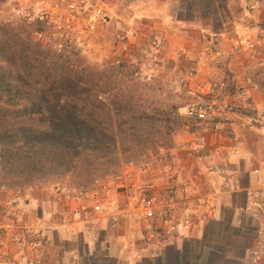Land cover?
<instances>
[{
    "label": "crops",
    "instance_id": "crops-1",
    "mask_svg": "<svg viewBox=\"0 0 264 264\" xmlns=\"http://www.w3.org/2000/svg\"><path fill=\"white\" fill-rule=\"evenodd\" d=\"M16 2L5 0L3 6ZM206 2L221 18L223 11L224 35L232 18L240 20H234L240 32L249 29L243 21L264 22V0ZM197 11L190 26L203 18ZM173 29L174 35L190 33ZM242 99L243 115L257 113L258 124L237 132L222 124L203 135L194 133L187 145L179 140L190 153L176 156L167 174L144 172L143 180L159 190L174 188L177 213L191 215L175 237L148 242L140 225L123 215L125 199L112 191L104 214L95 213L88 201L41 191L42 196L31 193L25 204L12 203L7 213L14 212V218L2 214L0 264H256L264 257V93L250 88ZM139 176L124 177L126 187H140ZM203 198L213 200L215 219L195 208Z\"/></svg>",
    "mask_w": 264,
    "mask_h": 264
},
{
    "label": "rangeland",
    "instance_id": "rangeland-1",
    "mask_svg": "<svg viewBox=\"0 0 264 264\" xmlns=\"http://www.w3.org/2000/svg\"><path fill=\"white\" fill-rule=\"evenodd\" d=\"M99 1L105 8V19L88 41L79 38L80 27L76 24L66 27V17L61 10L53 12L55 20L63 24L61 28L54 23L28 21L20 8L22 0L7 7L3 6L5 0H0V10L3 11L0 21L27 25L34 41L33 32L36 30L51 36L53 41H62L64 49L61 52L54 45L43 46L63 55L72 67L94 69L100 77L115 80L118 88L132 98L140 113L149 111L151 115L155 109L167 111L170 105H175L185 122L173 132L170 143L157 142L154 146L135 147L131 153H118L121 164L111 171H106L104 166L97 165L92 169L80 163L68 174L23 187L3 184L0 178V219L2 214H8L7 210L12 209V203L25 204L31 193L42 196L41 191H50L52 198L54 194L58 199L63 196L73 198L79 193L91 194L101 185L109 192L119 194V199L124 198V208L130 190L124 177L134 172L140 175V187H148L150 184L143 180L146 178L143 171L167 174L176 156L190 153L179 146V140L187 145L192 134L206 133L185 115V108L193 101L189 93L191 89L203 90L217 85L242 113V97L248 89L264 93L263 21H243L249 29L240 32L234 21L240 20L232 18L228 33L224 35L220 32V22L225 18L223 11L221 18L218 16L220 12L208 2L200 3V11L195 3L188 4L183 0ZM36 2L48 5L49 11L64 4L63 0ZM197 8L203 18L190 26L188 22L196 20ZM176 20L184 22L173 24ZM171 24L177 32L188 30L189 35L172 34L175 29ZM105 98L106 95L102 94L101 99ZM165 134L164 125L150 129V136L157 138ZM169 177L172 181L171 175ZM8 216L14 218L15 214L10 212ZM256 264H264V257Z\"/></svg>",
    "mask_w": 264,
    "mask_h": 264
},
{
    "label": "trees",
    "instance_id": "trees-1",
    "mask_svg": "<svg viewBox=\"0 0 264 264\" xmlns=\"http://www.w3.org/2000/svg\"><path fill=\"white\" fill-rule=\"evenodd\" d=\"M188 1L200 8L205 0ZM28 28L0 21L3 184L31 186L68 174L80 163L111 171L121 164L120 152L172 142L185 122L177 106L140 113L115 80L72 67L63 55L32 40ZM158 125H164L165 136H150Z\"/></svg>",
    "mask_w": 264,
    "mask_h": 264
},
{
    "label": "built area",
    "instance_id": "built-area-1",
    "mask_svg": "<svg viewBox=\"0 0 264 264\" xmlns=\"http://www.w3.org/2000/svg\"><path fill=\"white\" fill-rule=\"evenodd\" d=\"M63 1L64 4L55 6L52 11H49L48 5L43 6L36 0H22L20 8L25 12L28 21L54 23L59 28L63 24L55 20L53 12L61 10V13L63 12L66 17V27L76 24L80 27L79 38L88 41L101 21L105 19L103 4L99 0ZM33 35L35 40L44 46L54 45L60 52L64 49L62 41H53L51 36L42 31L36 30ZM189 93L193 101L185 108V115L200 128V131H213L218 126L225 124L237 132L260 122V117L255 112L244 116L240 109L224 95L222 88L217 85L209 86L203 90L191 89ZM143 172L147 173V170ZM109 193V189L101 185L91 194L79 193L73 196V199L86 201L89 198L93 211L104 214L110 210L107 201ZM195 206L206 217L216 218L211 198L199 199ZM179 207L180 200L174 192V188H167L163 191L152 185L146 188L130 187L123 215L140 225L148 242H154L173 238L183 227L190 224L191 215H180L177 213ZM33 245L37 246L38 244L33 243Z\"/></svg>",
    "mask_w": 264,
    "mask_h": 264
}]
</instances>
